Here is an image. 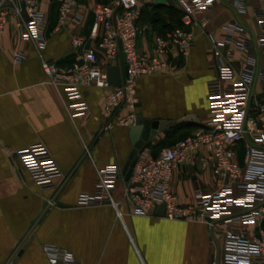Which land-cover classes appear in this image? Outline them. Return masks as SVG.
Listing matches in <instances>:
<instances>
[{"label":"crops","instance_id":"crops-1","mask_svg":"<svg viewBox=\"0 0 264 264\" xmlns=\"http://www.w3.org/2000/svg\"><path fill=\"white\" fill-rule=\"evenodd\" d=\"M112 1L75 0L80 22L58 27L55 1L37 0L45 17L42 57L58 67L78 61L81 49L71 43L70 36L82 38L85 45H94L100 30L90 37L92 8ZM178 14L165 0L143 3L138 21L145 23L147 30L135 39L136 51L149 54L154 38L175 26ZM206 16V31L217 36L219 27L233 12L227 0H217ZM240 20L248 29H255L249 11ZM189 29L194 45L187 56L171 50L164 70L138 75L133 108L120 107L110 127L104 130V90L84 89L87 112L69 119L62 88L47 82L33 48L20 37L15 17H6L0 31V264L9 261L25 237V246L12 264H49L45 247L66 250L79 264H207L218 255L221 241L212 238L205 223L168 220L156 211L137 215L123 199L126 180L121 170L131 148L130 125L119 124L117 118L130 112L165 121L192 115L193 119L183 121L194 125L179 131L188 134L206 119L205 83L215 76V65L205 33L196 26ZM17 51L23 58L15 63L13 54ZM98 60L104 63L100 53ZM167 129L158 131L147 143L144 149L150 155L158 151ZM36 142L46 147L63 173L54 190L40 191L14 154L16 149ZM236 155L242 162V143L237 145ZM110 164L120 169L113 189L119 214L110 205L77 206L80 193L93 192L97 169ZM213 186L211 170L196 163L173 171L171 189L183 204L193 202L196 188L205 191ZM53 197L55 201L35 221ZM259 229L264 233V220ZM257 230L250 228L252 233Z\"/></svg>","mask_w":264,"mask_h":264},{"label":"built area","instance_id":"built-area-1","mask_svg":"<svg viewBox=\"0 0 264 264\" xmlns=\"http://www.w3.org/2000/svg\"><path fill=\"white\" fill-rule=\"evenodd\" d=\"M57 26L79 23L81 14L75 0H54ZM155 0H113L92 8L90 37L100 30L94 45H85L78 36H70L81 49L78 61L58 67L42 57L45 47V17L37 0H0V31L8 15L15 17L20 37L31 45L40 61L47 82L60 86L64 109L69 119L87 112L83 90H104L101 109L108 129L122 106L133 108L135 78L167 67L166 56L174 50L187 56L194 45L189 27L205 33L215 64V76L205 83L207 115L205 121L187 136L162 146L150 155L143 149L132 174L125 181L123 199L137 215H149L163 204L162 217L208 225L214 240L220 239L219 253L207 264L264 263V233L259 224L264 220V0H227L233 16L219 27V34L207 32L206 12L217 0H165L179 10V25L155 37L149 54H139L135 39L147 30L138 21L140 7ZM250 12L255 29H248L240 16ZM98 53L104 63L98 60ZM125 74L120 83L110 86L105 67L122 65ZM23 54L17 51L13 61ZM235 63L237 67H235ZM135 114L117 118L121 125H132ZM243 144L242 162L236 147ZM40 191L54 190L63 173L46 147L32 143L14 151ZM196 163L209 168L214 177L210 190L196 188L194 200L183 204L171 189L172 174L179 166ZM120 175L116 164L97 169L94 190L80 193L77 206L110 205L118 211L119 202L113 189ZM257 228V233L250 228ZM49 264H79L66 250L45 247Z\"/></svg>","mask_w":264,"mask_h":264},{"label":"water","instance_id":"water-1","mask_svg":"<svg viewBox=\"0 0 264 264\" xmlns=\"http://www.w3.org/2000/svg\"><path fill=\"white\" fill-rule=\"evenodd\" d=\"M120 61L122 65H109L105 67V79L110 86H116L120 83L121 76L125 74V64H123V56H120ZM214 63V61H213ZM215 65V64H214ZM192 115H186L182 119L177 121H165L151 118H143L141 114H135L133 124L129 126L128 135L131 143V148L127 154L125 159V163L122 167L121 173L124 176L125 180H128L132 174L133 168L136 164L137 157L139 153L146 147L147 143L152 139V137L158 132L162 131L165 128L183 120L193 119ZM84 156V155H83ZM81 157V159L83 158ZM80 159V160H81ZM190 172L193 173L194 169L192 165L189 167ZM73 172H71L68 178L71 176ZM195 179V176H192ZM68 180V179H67ZM56 197V196H55ZM55 197L50 199V202H47V205L40 211L35 221L39 216L45 211L50 203L55 201ZM59 206V204H57ZM164 212V205L161 204L156 208V213L162 215ZM28 237L22 241L19 247L16 249L12 257L9 259L6 264H12L16 259V254H19L21 251V247L25 246V241ZM20 249V250H19Z\"/></svg>","mask_w":264,"mask_h":264},{"label":"trees","instance_id":"trees-1","mask_svg":"<svg viewBox=\"0 0 264 264\" xmlns=\"http://www.w3.org/2000/svg\"><path fill=\"white\" fill-rule=\"evenodd\" d=\"M172 7H174V6H172ZM176 11L180 14L178 9H176ZM179 14H178V20H177V24L176 25H179ZM192 125H194V123H192L191 121H182V122H177V123L169 126L168 129L166 130L164 139L160 140L159 148L162 147V146L167 145V142L170 141V140H173L171 143H169V144H172L176 140L186 136L184 134H186L187 131H184L182 133H179V131L184 130V129H190Z\"/></svg>","mask_w":264,"mask_h":264},{"label":"rangeland","instance_id":"rangeland-1","mask_svg":"<svg viewBox=\"0 0 264 264\" xmlns=\"http://www.w3.org/2000/svg\"><path fill=\"white\" fill-rule=\"evenodd\" d=\"M184 135H186V136H187V135H188V133H186V134H184ZM184 137H185V136H184ZM172 141H173V140H170V141H168V142H167V145H170L169 143H171Z\"/></svg>","mask_w":264,"mask_h":264}]
</instances>
